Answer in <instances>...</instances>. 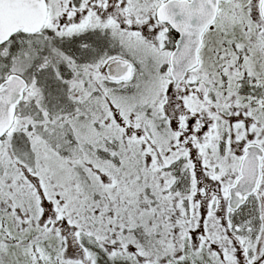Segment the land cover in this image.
Instances as JSON below:
<instances>
[{
	"label": "snow or ice",
	"instance_id": "6c2138e0",
	"mask_svg": "<svg viewBox=\"0 0 264 264\" xmlns=\"http://www.w3.org/2000/svg\"><path fill=\"white\" fill-rule=\"evenodd\" d=\"M0 264H264V0H0Z\"/></svg>",
	"mask_w": 264,
	"mask_h": 264
}]
</instances>
